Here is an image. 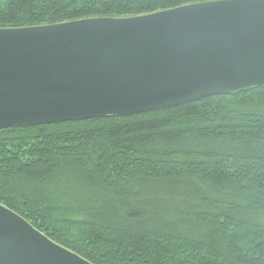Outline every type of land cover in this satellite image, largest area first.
<instances>
[{"label":"trees","instance_id":"16d2710c","mask_svg":"<svg viewBox=\"0 0 264 264\" xmlns=\"http://www.w3.org/2000/svg\"><path fill=\"white\" fill-rule=\"evenodd\" d=\"M217 0H0V28ZM0 204L91 264H264V87L0 130Z\"/></svg>","mask_w":264,"mask_h":264},{"label":"water","instance_id":"95a60500","mask_svg":"<svg viewBox=\"0 0 264 264\" xmlns=\"http://www.w3.org/2000/svg\"><path fill=\"white\" fill-rule=\"evenodd\" d=\"M264 87V0L0 28V130L168 109ZM0 264H91L0 204Z\"/></svg>","mask_w":264,"mask_h":264}]
</instances>
